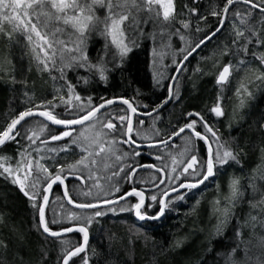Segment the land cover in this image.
<instances>
[{"label":"trees","instance_id":"trees-1","mask_svg":"<svg viewBox=\"0 0 264 264\" xmlns=\"http://www.w3.org/2000/svg\"><path fill=\"white\" fill-rule=\"evenodd\" d=\"M226 3L227 0H173L175 19H171L170 23L189 41L188 50L178 63L200 40L219 28ZM253 3L264 8L262 0H253ZM214 12L217 14L214 15ZM184 23L189 27L185 29ZM240 32L242 36H238ZM150 49V43L142 41L120 66L107 70L104 79L90 74L83 83L76 81L70 72L63 71L61 78V66L54 60L45 68L28 42H16L0 31V132L21 111L29 108L45 111L57 105L54 114L64 119L85 115L87 110L80 113L78 108L62 103V98L68 100L69 84L73 86L71 94L91 98V107L108 99L122 97L141 112L155 110L165 101L169 81L178 64L170 70L166 82L156 87L149 69ZM98 53V43L89 46L91 59L95 57L93 54ZM253 53L264 56V14L246 5L235 4L228 11L221 32L186 62L174 83L169 104L152 117L135 120L133 141L148 144L168 140L193 119L204 134L200 119L188 115L198 113L219 138L217 141L211 133L206 134L213 152L222 144L224 148L221 151L227 149L237 155L238 162L229 160L217 166L215 175L198 188L181 190L183 199H179L177 193L170 195L166 200L170 201L169 207L159 219L139 221L134 211L120 210L137 203L139 198L135 196L97 208L77 209L65 202L60 183L53 185L45 208L49 227L53 231L63 232L64 228L83 226L88 232L85 251L72 257L69 264H264V203H260L264 200V91L255 90L264 77V61L250 58ZM241 58L248 68L257 69L259 77L244 107L228 116L232 97L228 92L221 97L222 84L217 83L216 73L224 66H230V74L231 69L233 73L234 61ZM49 101L52 103L48 104L47 109L42 106ZM217 105L223 111L219 117L211 112V108ZM120 116H128L126 107L112 105L91 122L98 118L105 124ZM34 122L48 127L35 143L28 139ZM126 123L123 125L126 126ZM121 127L110 132L103 128L102 123L98 126L103 129V135L108 133L104 135L105 143L112 144L118 149V155L124 156L116 166L119 168L122 165L124 171L118 177L115 175L109 186H114V189L115 181L123 180L124 187L117 196L115 191L112 197L97 202H84L81 199L84 191L90 190L88 187L92 180L80 169L69 167H77V162L86 157L85 152L80 150V144L73 143L75 129L64 140L49 141L52 135H59L63 131L34 117L20 126L17 130L20 134L14 140H8L0 147V163L3 165L25 166L29 160L32 162L26 189L31 195L32 191L36 194L30 200L0 170V264H61L65 254L79 246L84 239L79 231L61 238H50L42 232L38 207L43 204L42 197L46 194L48 181L44 178L47 174L36 169L37 161L48 167L53 175L63 167L60 174L65 182L67 197L71 198L73 204H100L135 189L144 193L146 206L155 205L156 202L150 200L152 195L159 200L162 193L169 192L180 183L200 179V176L183 172L192 155L201 161L207 157L203 152L205 145L192 134L184 132L171 144L141 150L122 142L124 136L119 135ZM150 128L156 129V136L152 140H143ZM183 142L188 143L191 151L176 167L175 175L178 178L171 184L167 177L168 162L171 156L178 154ZM137 152L140 154L136 155ZM131 170H135L134 175L126 178V173ZM233 179L239 181L243 193L234 206L225 200L230 195L229 185ZM161 180L164 182L160 183ZM36 181L35 188L31 187ZM216 200L220 201L218 206L214 203ZM34 203L37 207H33ZM225 206L230 208V214L227 222L222 224L224 217L216 208L223 209ZM145 210L151 215L158 212V207L142 209ZM96 211L104 214L95 216ZM68 213H75L81 219L58 222L59 217L64 218ZM84 217H91V223H87Z\"/></svg>","mask_w":264,"mask_h":264},{"label":"snow or ice","instance_id":"snow-or-ice-1","mask_svg":"<svg viewBox=\"0 0 264 264\" xmlns=\"http://www.w3.org/2000/svg\"><path fill=\"white\" fill-rule=\"evenodd\" d=\"M235 0H227V3L223 9L224 13L228 12V7L233 4ZM245 3H252V7H257L258 5L253 3V0H244ZM264 2V0H262ZM124 3H131L134 7L139 8L140 4H144L145 0H140V4H137V0H124ZM100 6L107 8L109 11V17H105L103 21H100L98 17H96L95 12H94V7L95 6ZM116 5L113 4L112 0H28V2H25V0H0V17H2L4 20L9 21L10 23H13V30L14 31H19L23 34L27 35V39L29 42L33 41V33L35 34V37L37 38L38 41H43V44L47 45L49 48H52L53 45L52 43H49L47 39V33L44 35L41 34V32L38 30L40 26L47 27L48 22L51 20H63V23L65 25H71V27L75 28L79 32V36L77 37L78 39V44L76 46L75 51L80 52L81 55L79 57L73 56L71 58L72 61H79V66L83 67L84 63L87 62V56L84 55L83 53V44L85 43L87 36L86 32L90 34L92 29H95L99 31V23H104L105 28L103 29L102 34L106 36L111 37V44L115 45L117 49L120 50L119 55L123 57V55L128 51L127 45L124 43V32L120 28V23L127 19L126 16L124 15H119V18H113V13L112 9ZM146 6L149 8L150 11L154 12L155 15L158 17L160 15V12L158 9H163V19L164 21H170V19H175L173 16V0H146ZM49 10H45V9ZM51 9H54L55 12H52ZM31 10V11H29ZM78 13L80 15H78ZM214 15L217 13H213ZM35 16L37 21L39 22L40 17L43 16L45 17V21L43 25H39V23H32L31 22V17ZM24 17V18H22ZM111 18V26H108V20ZM15 21H18L19 23H14ZM222 26V23H221ZM183 27L186 29L189 27L187 23L183 24ZM2 25H0V31H2ZM63 29L61 28H56L55 32H62ZM219 31V28L217 29ZM212 35H215V32L212 33ZM243 33L240 32L238 33V36H242ZM53 39L55 40V36L53 34ZM181 39H184L183 36H181ZM210 39V37H209ZM58 44L63 45L64 41L62 40H56L55 41ZM205 43L204 40H200L199 43L196 44V48L200 47L201 44ZM41 50H43V46L41 45ZM183 51V50H182ZM192 51H195V48L192 49ZM53 55H55V49H53ZM191 55V52H188L183 59L187 60L188 56ZM45 56L48 57L47 52H45ZM52 57H48V59H51ZM262 61H264V56L260 57ZM37 59H40L39 56H37ZM61 60L63 61V54L61 50ZM42 63H45V68L47 67V64L45 61H41ZM72 64L69 62L68 64H65V67H71ZM94 67V66H93ZM100 73H101V78H105L103 76L104 69L100 68ZM230 72V66H224L223 70L219 73V77L217 80V83H223L228 79V75ZM61 78H63V71L61 70ZM68 90L69 93H73V86L71 84L68 85ZM172 98L171 94L168 97V99ZM75 100L80 101L81 97L79 95H75ZM123 104L128 105V109L131 110L132 113H136L137 109L132 106V104L129 103L128 100H123ZM52 102L49 101L47 104L42 105L47 109L48 104H51ZM62 103L65 105L69 106H74L81 111L84 110L85 107L88 108L87 112L85 115L73 118V119H64V118H59V114H54L55 112V107L57 105H52L51 110H45V111H40V112H34L33 109L29 108L25 111H21L18 115L17 118L12 119L11 123L7 125V128L0 132V145L4 144L7 140H14L16 135H19V132H16L15 135H13L14 129H16V126L21 124L22 121H24L27 117H33L35 115H38L40 117H43L47 121H50L53 125H62V126H72V125H83L85 121H90L93 118H96V114L100 112L102 108L105 107V104L111 105L114 103L112 99L106 100L104 103H101L100 105L96 107H91L92 101L91 98L87 101V104H76L72 105V100H63L62 98ZM164 103H167V99L164 101ZM211 112L215 113L216 116H222L223 111L220 108L219 105L212 107ZM189 116H199L198 113H189ZM119 120L121 122H124L125 120L127 121L126 126L122 124L121 130H119V135L121 136H128V139L125 140V143H135L134 141L131 140V133L133 132V124H132V119L127 116H120ZM200 121L202 128L204 129V134L201 132L195 131L197 121L193 119L190 123H187L184 127H181L178 132L174 133V135H179L180 133L185 132V129L192 130V133L194 136L202 141H204L206 144L209 143L207 133H211L213 137H216V140L218 141L219 138L216 136V132L213 131V129L207 124V122L203 121V117H200ZM97 122L102 123V126L107 127L111 131H117V126L116 124L112 123L111 121H108L106 125H103V122L99 121L97 118ZM47 126L45 125L44 127H41L39 131L41 133L44 132L45 128ZM126 127V131L124 128ZM90 128H94V125H90ZM139 134V132H137ZM33 135L35 136L36 133L35 131L33 132ZM72 135V131H64L61 135H52L51 140H60L64 137H68ZM104 135H108V133H104ZM80 137H84V132L80 133ZM100 137V133H96V139L92 141V143H98ZM38 138V137H37ZM29 140H32L33 143H35V140L33 137H28ZM79 137H77V140ZM87 139V137H85ZM77 141L74 140L73 143H76ZM114 143V141L112 142ZM163 143L167 144L168 141L165 140ZM192 141L189 140V144H191ZM224 146L222 144H219L215 152H213V149L211 145L209 144L208 149H207V157L205 160H198L196 155H192L190 157V160L186 163L183 172L188 175H193V176H200V179L195 180V181H187V182H182L180 183L177 187H173L170 191L171 192H176L178 194L179 199L184 198V193L180 192V189H194L198 188L201 184H203L205 181L209 179V177H213L215 175V169L219 165H223L228 163L229 160L236 161L237 160V155H234L232 151L223 149ZM66 150V149H65ZM87 151V149H84ZM109 151L112 152V155H115V151L112 150L111 148ZM191 151V148H186L185 153ZM105 152V148L103 145H100L99 147V152L95 153L96 156H98L100 153ZM185 153H181L183 156ZM140 153L137 152L136 155H139ZM23 155V154H22ZM94 154L92 152L88 153V156L82 158L80 161L77 162L78 165H83L84 167H88L89 164V157H92ZM124 155H127L125 153ZM121 157L116 156V159L119 160ZM159 159V157H157ZM174 162H175V158ZM183 162V161H181ZM21 163H24L22 161ZM91 164L95 165L97 163L96 159H91L90 161ZM199 166V167H197ZM19 167V166H18ZM27 167L29 169L32 168L31 162H27ZM36 169L38 172L46 173L47 176H45V180L48 181L47 183V188L45 191H49L54 184L59 182L60 184L64 183V179L62 178V175L60 174L63 172V167L60 168V171L57 172L56 174H52L49 172L48 167H45L43 164H41L39 161L36 162L35 165ZM70 168L75 169L76 165H69ZM105 167H108L107 164H105ZM130 167V166H129ZM146 167H153L152 165H147ZM191 170V172L189 171ZM91 171V169H89ZM120 171H124L123 168L120 169ZM133 170L131 173H126V178L130 175H134ZM175 171V169H173ZM4 172H8L11 174V169L10 168H4ZM114 175H119V173H114ZM27 179V176L25 177ZM111 177H109V180ZM14 183H19L20 184V190L23 192V194L28 197L30 200H33L35 198V193L30 195L28 191L25 190V185L22 181L19 180H14ZM36 182H33L31 187L35 188ZM164 181L161 180L160 183H163ZM96 187L100 188V185H96ZM114 186H109L107 189H101V193L104 196H108L111 194L112 188ZM230 188V195L225 197V200L227 201V204L234 206L235 202L243 195V193L240 191L239 188V181L236 179H233L229 185ZM253 190L256 191L255 186H253ZM115 191L119 192L120 189L119 187H115ZM64 195L67 197L68 192L67 189L64 191ZM85 195H92V193H85ZM126 196H135L138 197L139 200L137 203L131 205V208H121V211H128L132 210L134 211L135 216L139 220H146V219H159L160 216H163L165 214V211L169 207L170 201L166 202L168 197L170 196V192H164L162 193V198L158 200L156 195H152L150 197V200L153 202H156L155 205L149 204L146 206L145 204V196L142 191H136L133 189L131 192L126 193L125 195H122L119 197V200H124L126 199ZM44 205L48 203V196L44 195L42 197ZM119 200H104V204H112V203H118ZM69 203H72L71 198H69ZM217 206L220 204L219 200H216L214 202ZM260 203H264V200H261ZM77 208L85 209V208H97L99 205L94 204V203H78L75 205ZM153 206L158 207V212L155 214H149L147 210L142 211V209L151 208ZM256 205H253L255 207ZM33 207H37V205L34 203ZM111 211L115 212V209H111ZM216 211L221 212V215H223L224 220L221 222L226 223L227 218L230 214V208L225 206L223 209L217 207ZM104 213L101 211H96L95 216H101ZM38 215H39V224L43 227V232L48 233L52 237H59L62 235V232L60 231H53L49 227V222L46 221L45 219V207L44 206H39L38 207ZM69 220L72 219H81L79 216H77L75 213L71 214L68 216ZM87 223H91V217H84L83 218ZM255 219V217H253ZM57 221H51V223H56ZM79 231L83 233L84 235V242L87 244L88 240V232L87 228L80 226L78 228H64L63 232H72V231ZM85 249L83 246L76 247L74 251L68 252L67 255L63 258V264H69V260L72 259V257L77 256L79 253L84 252Z\"/></svg>","mask_w":264,"mask_h":264},{"label":"rangeland","instance_id":"rangeland-1","mask_svg":"<svg viewBox=\"0 0 264 264\" xmlns=\"http://www.w3.org/2000/svg\"><path fill=\"white\" fill-rule=\"evenodd\" d=\"M25 2H28V0H25ZM112 2L116 5L112 9L113 18L118 19L119 15H124L127 17V19L123 20L120 23V28L124 32V43L127 45L128 51L123 55V57H121L119 55L120 50L117 49L115 45L111 44V37L102 34L103 29L105 28L104 23H99V31L92 29L90 34L86 32L87 39L82 47L84 55L87 56V62H83V67L79 66V61L71 60L73 56L79 57L81 55L80 52L75 51L78 44L77 37L80 34L75 28L71 27V25H65L63 23V20H51L48 22L47 27L40 26L38 28L42 35H44L45 33L48 34L47 39L49 43H52V48H49L47 45L43 44V41H38L34 33L32 34L33 41L29 42L26 34H23L19 31H14L13 23L4 20L2 17H0V25H2V31L5 32V34L10 35L14 39V41L19 43L28 42L36 51L41 61L43 60L46 62V64H48L54 60L55 63L61 66L62 71H65V73L70 72L73 75V78L75 76L74 79L76 81L83 83L88 80L87 77L90 74L96 76L99 79H102L99 70L100 68L104 69L103 76L105 77L107 70L120 66L123 60L127 57V55L132 51L134 47H136L142 41H148L151 45L149 65L150 74L154 85L156 87H161L163 83L168 79L170 70L178 64L179 59L187 52L189 45L188 39L182 35L180 30L173 27V25L170 23L171 19L170 21H164L163 9H158L160 12V15L158 17L154 12L150 11L146 6V0L144 4H140V0H137V4H140L139 8L134 7L131 3L125 4L124 0H112ZM45 10L47 11L49 9L46 8ZM93 10L96 17H98L100 21H103L105 17H109V11L107 8L97 5ZM51 11L55 12L54 9H51ZM78 15L80 14L78 13ZM44 21L45 17L43 16L40 17L39 22L37 21L35 16L31 17L32 23H39V25H43ZM14 23L19 22L15 21ZM108 26H111V18H109L108 20ZM56 28H61L63 29V31L55 32ZM53 34L55 36V40L53 39ZM181 36H183L184 39H181ZM56 40H62L64 41V44H58L55 42ZM95 43H98L99 53L98 55L93 54L92 56L95 57L91 59L90 55H88V48L90 45H93ZM41 45L43 46V50H41ZM53 49H55V55H53ZM61 50L63 54V61L61 60ZM45 52H47L48 57L52 58L48 59V57L45 56ZM261 56L262 55L253 53V56L250 58H254V60L256 59L257 61L262 62L260 58ZM69 62H71L72 66L65 67V64H68ZM234 62V72L232 73L231 69V74L227 82L220 85L221 97H224L227 92L229 94V97H232L229 103L231 109L228 116H232L234 115V113L236 114L238 109L244 107L247 100L250 98V94L252 93L251 88L254 87L256 79L259 77L257 69L254 67L248 68V66H246L245 64L244 59H237ZM43 64L45 65V63ZM246 67L247 69L244 70L243 68ZM221 70L222 67L217 71L216 78L219 76ZM261 80L262 81H260L259 84L257 83L256 85L255 90L257 91H264V77L261 78ZM75 95L79 94L68 93V100H72V105L87 104L89 97H83L79 95L81 97V100L76 101ZM86 110H88L87 107H85L83 111L79 109L80 113H84ZM90 125H94V128H90ZM99 125L100 122L93 120V122L90 121L74 130V132H76V135L73 137V140H76L80 144V150H83L86 156H88L89 152H92L94 154L92 157H89V164L87 168L83 165H77L76 167L77 170L80 169L81 171H83L88 179L92 180V183L88 187L90 188V190L86 192L84 191V195L81 197L84 202H97L99 200L110 198L115 194L114 188L112 189L111 194L108 196H104L102 194L98 195V193H101L102 188L107 189L109 187L110 181L115 178L114 173H118L116 166L124 159V156L118 155L119 151L118 149H116V147H114L112 144L107 145V143H105L104 135L102 132L103 129L98 128ZM44 126V124L34 122L33 126H31L33 129L29 130L30 133L28 136H33V139L36 141V139L40 138L43 133L47 132L48 127L45 128L43 133L39 131V129ZM104 128L106 129L107 127ZM107 130L109 129L107 128ZM34 131L36 133L35 136L33 135ZM81 132H84V137H80ZM96 133H100L99 141L98 143H92V141L96 139ZM156 134V129L150 128V130H147L145 132V137L142 138L143 140H152L154 138L153 136H156ZM139 136L140 135H138L137 137L139 138ZM77 137H79L78 140ZM85 137H87V139H85ZM100 145H103V147L105 148V152L100 153L98 156H96L95 153L99 152ZM110 148L115 151V155H112V152L109 151ZM186 148H190V146L187 142H183L178 154L175 157L171 156L168 162L169 165L167 166V177L169 178V182L171 184H174L176 182V179L178 178H176L177 174L175 175L177 169L176 167L181 164V161H183L185 154L189 152L188 151L185 153ZM84 149H87V151H85ZM181 153L185 154L182 156ZM116 156H120L121 158L117 160ZM173 158H175V162ZM91 159H96L97 163L95 165L91 164ZM28 162L31 161L29 160ZM105 164H107L108 167H105ZM4 168H10L11 174H9L8 172H4ZM89 169H91V171H89ZM173 169H175V171H173ZM0 170L6 173L13 181H22L25 185V190H28L26 189L27 180L31 175V169L27 167V164H25V166L18 167L7 166L0 163ZM26 176L27 179H25ZM109 177H111L110 180ZM16 184L20 187L19 183ZM96 185H100L101 187L98 188L96 187ZM89 192L92 193V195H85V193ZM215 208L216 207H214L213 210ZM71 214L72 213H68L64 215V218L59 217L58 222L71 221L68 219V216Z\"/></svg>","mask_w":264,"mask_h":264},{"label":"water","instance_id":"water-1","mask_svg":"<svg viewBox=\"0 0 264 264\" xmlns=\"http://www.w3.org/2000/svg\"><path fill=\"white\" fill-rule=\"evenodd\" d=\"M235 4H242V5H246V6H248V7H250V8H252V9H254V10H256V11H258V12H260V13H263L264 14V8H261V7H259V6H257V7H252V3H245L244 2V0H235V2L233 3V4H231L229 7H228V11H229V9L233 6V5H235ZM228 13V12H227ZM227 13H224L223 12V17H222V21H221V23H222V26H221V24H220V26H219V31H215V35H209L208 37H206L205 39H204V41H205V43H203V44H201V46L200 47H198V48H196L195 47V51H189V52H191V55H189L188 56V59L187 60H184L183 58H182V60L178 63V65L175 67V71H174V73H173V75H172V78L170 79V81H169V85H168V88H167V97H166V99H167V103H162V104H160L155 110H153V111H151V112H147V113H142V112H139V111H136V113H132L131 112V110L130 109H128V105H126V104H123V100H125V99H123V98H114V99H112L113 101H114V103H112L111 105H108V104H105V107L104 108H102L101 110H100V112L99 113H97L96 114V116L98 115V114H100L102 111H104L107 107H109V106H112V105H123V106H125L126 108H127V110H128V112H129V117L132 119V121H133V117L135 116V117H138V118H142V119H144V118H147V117H150V116H152V115H154V114H156V113H158L161 109H163L165 106H167L168 104H169V102H170V100H171V98L170 99H168V97L170 96V94H171V97H172V88H173V86H174V83H175V81H176V79L178 78V76H179V74H180V72L182 71V69H183V67L185 66V64H186V62L189 60V59H191L194 55H196L198 52H199V50L200 49H202L207 43H209L210 41H212L220 32H221V30L223 29V26H224V21H225V19H226V16H227ZM209 37H210V39H209ZM222 70H223V68H222ZM221 70V71H222ZM229 74H230V72H229ZM219 77V76H218ZM218 77H217V80H218ZM228 77H229V75H228ZM216 80V81H217ZM228 80V79H227ZM227 80L225 81V82H223V83H218V84H225L226 82H227ZM165 99V100H166ZM106 101V100H105ZM105 101H103L102 103H104ZM130 103V102H129ZM131 104V103H130ZM100 105V104H99ZM34 112H40L39 110H35ZM39 118V119H41L43 122H45L47 125H49V126H51V127H54V128H56V129H58V130H60V131H73L74 129H76V128H78V127H80V126H82V125H72V126H62V125H53L50 121H47L46 119H44L43 117H40V116H38V115H35V116H33V117H27L24 121H22L21 122V124H19V125H17L16 126V129H14V131H13V135H15V133L17 132V130L20 128V126L26 121V120H28V119H30V118ZM192 117H196V118H198V119H200V116H196V115H193ZM91 121V120H90ZM89 121H85L84 122V124H86V123H88ZM83 124V125H84ZM132 124H133V122H132ZM62 132V133H63ZM185 132H188V133H190V134H192L193 136H194V134L192 133V130H189V129H185ZM61 133V134H62ZM184 133V132H183ZM183 133H180L178 136L177 135H173L171 138H169L167 141H168V143L167 144H165V143H163V141L162 142H154V143H148V144H136V143H129L130 145H132L133 147H136V148H138V149H141V150H144V149H146V148H149V147H162V146H165V145H168V144H171V143H173L179 136H181ZM61 134H59V135H61ZM67 137H64V138H62V139H60V140H49V141H61V140H64V139H66ZM126 139H128V136H126ZM8 141V140H7ZM6 141V142H7ZM5 142V143H6ZM4 143V144H5ZM4 144H2V145H4ZM2 145H0V147L2 146ZM209 145L207 144V147H208ZM210 178V177H209ZM164 179V178H163ZM57 183H59V182H57ZM61 185V187H62V194H63V198H64V200H65V202L68 204V205H70V206H72V207H74V208H77L75 205L76 204H73V203H69V198L68 197H66L65 195H64V191H65V182L63 183V184H60ZM53 187V186H52ZM52 189V188H51ZM51 189L49 190V191H46V194L45 195H47L48 196V198L50 197V191H51ZM181 190H183V189H180V191ZM170 192V195H172V194H175L176 192H171V191H169ZM127 197V196H126ZM119 200V199H118ZM49 201V200H48ZM48 204V203H47ZM47 204L46 205H44V203L42 204V206H44L45 208H46V206H47ZM97 205H99V206H103V205H107V204H104V203H100V204H97ZM77 209H81V208H77ZM85 209H90V208H85ZM161 217V216H160ZM159 217V218H160ZM137 218V217H136ZM138 219V218H137ZM139 220V219H138ZM146 220H153V219H146ZM146 220H143V221H146ZM139 221H142V220H139ZM41 226V225H40ZM78 227H80V226H73L72 228H78ZM41 230H42V232H43V227L41 226ZM73 232H76V230H74V231H72V232H62V235L61 236H59V237H52V236H50L48 233H44V235H46L47 237H50V238H61V237H65V236H67L68 234H71V233H73ZM88 241V240H87ZM80 246H83L84 248H85V246H86V244H85V242H84V239L82 240V242L79 244V246H77V247H80ZM75 250V248L73 249V250H71V251H74ZM71 251H69V252H71ZM67 255V253L65 254V256ZM64 256V257H65ZM63 257V258H64ZM61 264H63V259H62V261H61Z\"/></svg>","mask_w":264,"mask_h":264},{"label":"flooded vegetation","instance_id":"flooded-vegetation-1","mask_svg":"<svg viewBox=\"0 0 264 264\" xmlns=\"http://www.w3.org/2000/svg\"><path fill=\"white\" fill-rule=\"evenodd\" d=\"M116 98H122V97H116ZM123 99H125V98H123ZM125 100H127V99H125ZM129 101V100H128ZM133 106V105H132ZM134 107V106H133ZM108 108V107H107ZM136 108V107H135ZM127 109V108H126ZM137 109V108H136ZM128 111V110H127ZM137 111H139V110H137ZM139 112H141V111H139ZM142 113H147V112H142ZM153 116V115H152ZM152 116H150V117H152ZM127 117H129V112H128V116ZM147 118H149V117H147ZM147 118H144V119H147ZM144 119H142V118H138V117H133V129H134V125H135V120H144ZM90 122V121H89ZM111 122L112 123H114V124H116V126L117 127H119V126H122V124H124V123H126V120L124 121V122H121L120 120H119V118L118 117H114V118H112V120H111ZM107 123V122H106ZM105 123V124H106ZM105 124H103V125H105ZM142 124H141V122H140V126H141ZM103 128H104V126H103ZM105 129V128H104ZM106 130H107V128H106ZM108 131H110V130H108ZM195 131H198V132H201L202 134H203V132H202V129L200 128V127H196L195 128ZM110 132H113V131H110ZM131 135V140L133 141L134 140V136H133V134L131 133L130 134ZM125 140H127L126 139V136H124V141ZM200 140V139H199ZM124 141H122L124 144H126V145H129V146H132V145H130L129 143H125ZM159 142V141H158ZM201 142H203V144L205 145L204 146V149H203V152H206V154H207V144L204 142V141H202L201 140ZM154 143V142H153ZM137 144V143H136ZM208 144H210V143H208ZM133 147V146H132ZM136 148V147H135ZM119 168H117V171H118V173H119V175H117V177L118 176H120L123 172L122 171H120V169L122 168V165H119L118 166ZM132 171V170H131ZM131 171L129 172V173H131ZM131 179V178H130ZM127 180V179H126ZM129 181V180H128ZM115 182H117L116 183V187H119V189L121 190L123 187H124V184H123V180H116ZM131 192V191H130ZM118 194H120V192H116V194H115V196H117ZM123 195H125V194H123ZM122 196V195H121ZM119 197L120 196H118L117 198H114L115 200H118L119 199ZM129 197H131V196H127L126 197V199L127 198H129ZM113 199V200H114ZM125 200V199H124ZM119 201H123V200H119ZM145 203H146V198H145Z\"/></svg>","mask_w":264,"mask_h":264}]
</instances>
